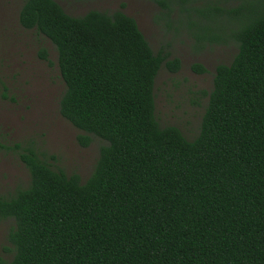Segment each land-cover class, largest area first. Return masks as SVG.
<instances>
[{
  "label": "trees",
  "instance_id": "obj_1",
  "mask_svg": "<svg viewBox=\"0 0 264 264\" xmlns=\"http://www.w3.org/2000/svg\"><path fill=\"white\" fill-rule=\"evenodd\" d=\"M161 2L186 12L202 47L238 45L215 67L193 139L156 117V77L163 64L180 70L181 59L156 53L135 17L24 0L20 24L58 51L60 113L82 131L81 145L107 144L86 181L24 149L30 183L0 198V216L16 223L14 256L0 255V264H264V6L250 18L245 1L230 9ZM40 55L49 60L46 48Z\"/></svg>",
  "mask_w": 264,
  "mask_h": 264
},
{
  "label": "rangeland",
  "instance_id": "obj_2",
  "mask_svg": "<svg viewBox=\"0 0 264 264\" xmlns=\"http://www.w3.org/2000/svg\"><path fill=\"white\" fill-rule=\"evenodd\" d=\"M72 15L90 9H122L136 18L141 30L157 53H169L181 59L180 70L173 72L165 64L155 81L156 117L162 126L179 127L193 139L200 131L215 67L229 63L238 50L235 40L205 43L202 47L187 27L186 12H171L161 0H57ZM245 1L250 18L264 6V0H185L195 8L230 9ZM24 0H0V198H8L30 183V172L20 154L33 148L52 168L67 174L77 172L82 181L91 175L100 148L107 141L95 137L85 147L78 141L82 133L60 113V98L65 83L58 66L54 43L19 21ZM225 25H232L225 18ZM237 25V24H235ZM202 47V48H201ZM46 48L49 60L41 57ZM201 63L208 69L199 73L192 67ZM14 218L0 216V255L11 260L15 246L9 239Z\"/></svg>",
  "mask_w": 264,
  "mask_h": 264
}]
</instances>
